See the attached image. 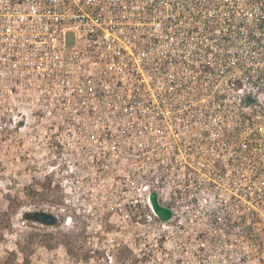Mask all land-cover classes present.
I'll return each instance as SVG.
<instances>
[{
  "label": "built area",
  "instance_id": "1",
  "mask_svg": "<svg viewBox=\"0 0 264 264\" xmlns=\"http://www.w3.org/2000/svg\"><path fill=\"white\" fill-rule=\"evenodd\" d=\"M0 107L53 115L203 264H264V0H0Z\"/></svg>",
  "mask_w": 264,
  "mask_h": 264
},
{
  "label": "rangeland",
  "instance_id": "2",
  "mask_svg": "<svg viewBox=\"0 0 264 264\" xmlns=\"http://www.w3.org/2000/svg\"><path fill=\"white\" fill-rule=\"evenodd\" d=\"M32 114L25 128L4 127L0 107V264H203L195 243L152 213L146 191L120 189L111 171L67 155L53 115Z\"/></svg>",
  "mask_w": 264,
  "mask_h": 264
},
{
  "label": "water",
  "instance_id": "3",
  "mask_svg": "<svg viewBox=\"0 0 264 264\" xmlns=\"http://www.w3.org/2000/svg\"><path fill=\"white\" fill-rule=\"evenodd\" d=\"M150 201L152 203V207H153L155 214L157 215V217L160 220L166 221V220L170 219V217H171L170 210L165 208V207L160 206L157 203L155 194L150 195ZM31 216L36 221H38L42 224H45V225H53L55 222L54 216H52L51 214L46 213V212H38V213L32 214Z\"/></svg>",
  "mask_w": 264,
  "mask_h": 264
},
{
  "label": "bare ground",
  "instance_id": "4",
  "mask_svg": "<svg viewBox=\"0 0 264 264\" xmlns=\"http://www.w3.org/2000/svg\"><path fill=\"white\" fill-rule=\"evenodd\" d=\"M148 206L150 207V209H151V211L154 213V210H153V207H152V203L150 202V201H148ZM154 215H155V213H154Z\"/></svg>",
  "mask_w": 264,
  "mask_h": 264
}]
</instances>
